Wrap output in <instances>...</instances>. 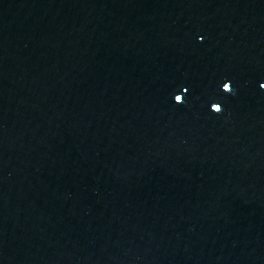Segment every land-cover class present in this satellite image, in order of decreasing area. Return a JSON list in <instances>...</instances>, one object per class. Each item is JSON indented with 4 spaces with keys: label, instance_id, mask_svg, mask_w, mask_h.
<instances>
[{
    "label": "water",
    "instance_id": "obj_1",
    "mask_svg": "<svg viewBox=\"0 0 264 264\" xmlns=\"http://www.w3.org/2000/svg\"><path fill=\"white\" fill-rule=\"evenodd\" d=\"M0 264H264V0H0Z\"/></svg>",
    "mask_w": 264,
    "mask_h": 264
},
{
    "label": "clouds",
    "instance_id": "obj_2",
    "mask_svg": "<svg viewBox=\"0 0 264 264\" xmlns=\"http://www.w3.org/2000/svg\"><path fill=\"white\" fill-rule=\"evenodd\" d=\"M224 88V87H223ZM225 90V89H224ZM231 91V90H230Z\"/></svg>",
    "mask_w": 264,
    "mask_h": 264
}]
</instances>
